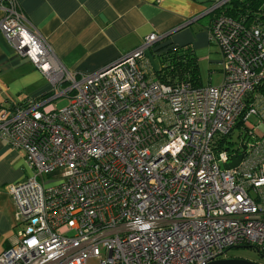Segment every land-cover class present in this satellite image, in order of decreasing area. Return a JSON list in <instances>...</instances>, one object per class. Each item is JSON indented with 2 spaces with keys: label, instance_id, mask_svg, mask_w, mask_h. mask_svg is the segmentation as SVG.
<instances>
[{
  "label": "built area",
  "instance_id": "2783aa9c",
  "mask_svg": "<svg viewBox=\"0 0 264 264\" xmlns=\"http://www.w3.org/2000/svg\"><path fill=\"white\" fill-rule=\"evenodd\" d=\"M229 1L208 11L222 82L195 89L157 79L149 53L164 34L79 72L18 0H0V30L50 86L0 106V137L30 170L7 185L21 228L0 264H205L244 244L264 256V24ZM239 121L246 137L231 148Z\"/></svg>",
  "mask_w": 264,
  "mask_h": 264
},
{
  "label": "crops",
  "instance_id": "0c3cea01",
  "mask_svg": "<svg viewBox=\"0 0 264 264\" xmlns=\"http://www.w3.org/2000/svg\"><path fill=\"white\" fill-rule=\"evenodd\" d=\"M217 1L18 0L30 22L71 70L102 68L155 32L165 35L157 46L192 45L203 84H214L213 75L222 72L221 54L209 41L211 20L208 24L201 21ZM2 15L0 9V18ZM196 17L200 19L184 26ZM153 54L150 62L155 68ZM49 89L45 76L30 59L16 53L0 30V106L26 101ZM29 171L25 151L11 147L0 137V253L13 245L21 228L7 185L24 180Z\"/></svg>",
  "mask_w": 264,
  "mask_h": 264
},
{
  "label": "trees",
  "instance_id": "16d2710c",
  "mask_svg": "<svg viewBox=\"0 0 264 264\" xmlns=\"http://www.w3.org/2000/svg\"><path fill=\"white\" fill-rule=\"evenodd\" d=\"M223 10L235 17L243 16L250 21L259 19L264 24V0H230ZM154 52L156 54H152L158 59L154 68L157 79L169 84L189 83L195 89L202 87L199 58L192 45H161ZM257 89L264 94V81ZM237 126H242V122L239 121Z\"/></svg>",
  "mask_w": 264,
  "mask_h": 264
},
{
  "label": "rangeland",
  "instance_id": "374dc122",
  "mask_svg": "<svg viewBox=\"0 0 264 264\" xmlns=\"http://www.w3.org/2000/svg\"><path fill=\"white\" fill-rule=\"evenodd\" d=\"M212 15L208 14L206 16H204L201 21L205 24L210 23ZM151 55V53H149ZM154 54H156L154 52ZM153 61L156 63L158 62V59L155 56H152ZM222 68V67H221ZM222 77L223 74L222 72L218 71L213 75V79H214V84H219L222 81ZM209 84V83H208ZM56 103L59 107L64 106L68 103V99L67 98H58L56 100ZM253 121L255 122V118H252ZM245 129L242 126H237L234 128L233 133L231 134V136L229 137L230 143L229 145L233 147H236L238 144H240L241 140L246 137L245 136ZM223 166V165H222ZM45 178H52V176L50 175H45ZM40 180H42V178H40ZM224 256L226 257H242V258H246V259H250V260H254L260 263H264V256L262 255V253L260 251H258L255 247L253 246H246V247H231L228 249V251L224 254Z\"/></svg>",
  "mask_w": 264,
  "mask_h": 264
},
{
  "label": "water",
  "instance_id": "95a60500",
  "mask_svg": "<svg viewBox=\"0 0 264 264\" xmlns=\"http://www.w3.org/2000/svg\"><path fill=\"white\" fill-rule=\"evenodd\" d=\"M208 14H210V13L206 12V14H204V15H208ZM200 17H196V18L188 21L187 24H185L184 26L192 24L193 22L200 19ZM243 149L245 150L246 146H243ZM242 158H243V153L239 154L235 158L234 161L227 163L226 168L230 169V168H234V167L238 166V164L240 163ZM246 246H248V245H239L237 247H246ZM205 264H263V263H260V262L254 261V260H250V259H246V258H242V257H226L223 254L222 256H220L216 259H213L211 261H208Z\"/></svg>",
  "mask_w": 264,
  "mask_h": 264
}]
</instances>
